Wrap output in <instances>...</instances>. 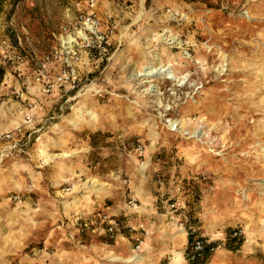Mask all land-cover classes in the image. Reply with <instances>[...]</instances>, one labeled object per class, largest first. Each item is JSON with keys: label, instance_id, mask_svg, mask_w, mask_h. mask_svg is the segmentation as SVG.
Masks as SVG:
<instances>
[{"label": "rangeland", "instance_id": "374dc122", "mask_svg": "<svg viewBox=\"0 0 264 264\" xmlns=\"http://www.w3.org/2000/svg\"><path fill=\"white\" fill-rule=\"evenodd\" d=\"M28 2L42 51L0 66V121L22 129L15 148L0 144V264H188L186 246L157 258L171 224L125 221L144 210L135 189L159 193L171 165L190 207L164 200L184 212L187 235L218 244L206 264H264V0H144L124 28L108 21L105 50L76 56L62 0H23L13 13ZM167 68L176 79L157 74ZM218 175L233 188L216 209L205 198ZM233 230L236 251L225 245Z\"/></svg>", "mask_w": 264, "mask_h": 264}, {"label": "crops", "instance_id": "0c3cea01", "mask_svg": "<svg viewBox=\"0 0 264 264\" xmlns=\"http://www.w3.org/2000/svg\"><path fill=\"white\" fill-rule=\"evenodd\" d=\"M87 1L88 0H62L63 19L72 20L75 19L78 15L85 13L88 9ZM143 2L144 0H94L95 8L102 21V30L107 27V23H109V20L114 25V29L117 30L120 27L124 28V26H122V21H127L131 20L133 17L138 18L139 16H142ZM31 4L32 2L25 3V7L23 10V5L21 4V6L7 20H4L5 15L3 17H0V66L4 67L6 65V62L3 59L5 55H7L9 60L13 59L15 63L25 65L30 62V60H32L29 55L30 52H32L33 50L35 52L42 51L40 45L43 38V33L33 21V16H35L36 13H34V11L31 9ZM20 10L22 11L20 12ZM137 13L138 15L135 16V14ZM120 17H122V19ZM22 24L27 28L26 32H21L19 30V25ZM175 42L176 41H174V43ZM174 43L173 45H175ZM173 48H175V46ZM6 84L8 83H6L5 80H0V115L5 100L2 94H7L4 91V86ZM1 87L3 88V93ZM2 112L6 113V111ZM7 113H13V109L11 110L9 108L7 110ZM21 120L23 125L29 124L26 119ZM0 123L1 137L3 134L2 132L8 130L10 131L17 125L18 122L9 118V120L7 119L5 121H0ZM2 123L4 125H2ZM165 169L166 167H163L161 171L162 175H160V173L158 176V183L160 185V188L157 189L156 187V190L159 191V193L153 192L155 191V189L153 188V190H151V188L149 187L145 188L144 190H140L138 188L135 189L137 192V197L140 199L142 205L144 206V210L142 213L127 217V219L125 220L127 226H131L133 228H141L142 230H145L147 232H149L148 230L156 228L157 222H167V225L171 224L174 227L173 229L170 225L169 227H165V236L163 238H160V240H164L165 248H163L161 254L157 256L158 259H162L166 256V252L170 251L168 247L171 245L172 247H177L178 245L180 247H185L187 245V234L184 231V226L182 224H179L180 221H182L181 217L185 216L184 212L180 211L178 213L175 210H170L168 202L164 199H166L167 197L171 198L172 196H178V199L180 198L181 201L179 202L181 203V205H179L181 207L187 205L188 208L190 207L192 197V193H189L188 190L184 191L182 187V181H184L185 179H183L184 177L179 178L178 176L180 174V166L171 165V167H169V170ZM168 173H171V176L168 180L162 177ZM246 178L249 179L250 177ZM215 181L217 190L215 193H210L206 196L205 203L206 206L214 205V207L218 209V207L223 205L220 202L221 196H223L226 191H230L231 193L233 183H229L228 181L224 182L223 175H218L215 178ZM165 193H167V195ZM182 200L184 201L183 204ZM111 209L114 210L116 216L122 215V210H116L113 206H111ZM126 214L127 213H125L124 216H126ZM151 239L146 240L145 242L146 244H148V246L151 244Z\"/></svg>", "mask_w": 264, "mask_h": 264}, {"label": "built area", "instance_id": "2783aa9c", "mask_svg": "<svg viewBox=\"0 0 264 264\" xmlns=\"http://www.w3.org/2000/svg\"><path fill=\"white\" fill-rule=\"evenodd\" d=\"M88 9L85 13L78 15L75 18V31L74 34L71 33V35H75L78 37L77 43L73 42H66V43H72L67 46L66 49H70L69 51L72 52L73 56H76V52L80 49H84L87 51H92L96 49H103L105 50V47L108 44L109 38L114 34V30L109 25L102 30V21L100 19V16L98 15V12L94 5V0H88ZM15 27V26H12ZM19 30L21 32H26L27 29L25 25H19ZM52 57V56H51ZM4 60L8 59L7 55L3 57ZM45 60H49V56L45 57ZM31 115L28 113L25 117L26 121L29 122ZM174 130L176 129V125H174ZM21 127H17L13 131H7L2 134L0 137V144H5V149H13L16 147L15 142V136L21 132ZM2 147V146H1ZM136 199L133 197L129 200L130 208L133 210L137 209V203L135 201ZM169 208L176 209L177 204L176 202H172L169 205ZM116 223V222H113ZM110 231L112 230V227L108 228ZM233 236H238V232H234ZM203 248V243L200 240H196L194 242L193 246V252L197 253L200 252ZM193 258V256H192Z\"/></svg>", "mask_w": 264, "mask_h": 264}, {"label": "trees", "instance_id": "16d2710c", "mask_svg": "<svg viewBox=\"0 0 264 264\" xmlns=\"http://www.w3.org/2000/svg\"><path fill=\"white\" fill-rule=\"evenodd\" d=\"M23 0H0V15L6 14L4 12V5L10 4L11 10L9 11L8 16L11 15L14 11V8L17 3H20ZM13 2V3H12ZM235 230L229 231L227 234L226 248L230 251H236L243 243L242 237L233 236ZM196 240H200L203 243V248L200 252L194 253L193 246ZM218 247L216 242H210L206 238L198 237L196 234L189 231L187 235V245H186V259L188 264H206L213 255V252ZM193 256V258H192Z\"/></svg>", "mask_w": 264, "mask_h": 264}, {"label": "bare ground", "instance_id": "6f19581e", "mask_svg": "<svg viewBox=\"0 0 264 264\" xmlns=\"http://www.w3.org/2000/svg\"><path fill=\"white\" fill-rule=\"evenodd\" d=\"M153 71L154 70H147L146 72V75L147 76H150V75H152L153 74ZM168 71V68L167 69H164V70H158L157 71V74H160V75H163L165 78H169V79H176V77L175 76H173L171 73L169 74V72H167ZM90 123V122H89Z\"/></svg>", "mask_w": 264, "mask_h": 264}]
</instances>
